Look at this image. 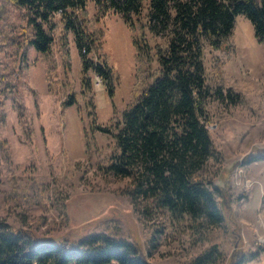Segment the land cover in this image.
<instances>
[{
    "label": "rangeland",
    "instance_id": "obj_1",
    "mask_svg": "<svg viewBox=\"0 0 264 264\" xmlns=\"http://www.w3.org/2000/svg\"><path fill=\"white\" fill-rule=\"evenodd\" d=\"M87 6L89 29L99 34L88 55L114 70L112 96L100 75L83 72L74 33H65L60 13L51 51L28 45L24 56L22 44L32 27L21 11L0 0V37H13L0 40V68L11 82L8 151L0 152V219L45 236L75 238L105 231L136 242L152 264H196L197 255L212 246L220 252L219 261L200 264H228L236 245L233 230L241 231L244 248L264 245V159L247 161L256 147L264 146V41L256 36L252 20L245 13L236 15L230 45L215 48L203 41L209 88L203 121L220 153L201 173L211 180L227 215L223 223H213L162 207L145 193L133 197L135 176L109 167L120 148L116 137L101 128L116 130L133 88L146 82L133 45L140 28L130 26L122 12L110 9L99 16L93 0ZM147 14L145 0L144 20ZM146 34L153 50L166 43L164 30L146 28ZM17 65L27 67L18 72ZM51 67L55 76L49 74ZM23 76L38 91V105L32 90L22 86ZM17 88L32 127L31 146L14 100ZM229 88L239 92L240 101L227 95ZM70 94L74 100L65 104ZM246 264H264V252Z\"/></svg>",
    "mask_w": 264,
    "mask_h": 264
},
{
    "label": "trees",
    "instance_id": "obj_2",
    "mask_svg": "<svg viewBox=\"0 0 264 264\" xmlns=\"http://www.w3.org/2000/svg\"><path fill=\"white\" fill-rule=\"evenodd\" d=\"M88 1L5 0V3L21 11L32 27V33L22 44L24 56L28 45L41 52L51 51L53 30L57 26L55 17L60 13L65 33H74L83 72L92 70L100 75L112 96L116 80L114 70L106 62L96 61L88 55L99 37L88 26ZM93 1L99 16L114 9L122 12L133 28L139 25L140 30L133 34V45L138 70L146 81L133 88L116 130L106 126L101 128L116 137L120 148L109 167L123 175L135 176L133 197L145 193L154 197L158 205L176 213L223 223L227 215L210 187L211 180L201 173L207 161L219 158L220 153L203 121L209 89L203 41L207 40L215 48L230 45L227 39L238 13H245L252 20L256 36L264 41V0H148L146 20L142 17L145 0ZM146 28L153 33L166 31V43H157L153 50ZM0 40L11 42L13 37L1 36ZM154 61L156 65H153ZM26 67L17 65L16 71L22 72ZM53 68L49 73L51 76L56 74ZM21 81L22 86L32 90L38 105V91L24 76ZM10 86L7 73L0 68V152L8 151L6 98ZM16 91V108L20 119L25 122L26 140L31 146L32 127L27 121L24 96L19 88ZM227 95L234 102L240 101L239 92L232 88L228 89ZM73 100L74 96L70 94L64 103ZM258 159H264V146L256 147L247 161ZM233 232L236 245L228 264H246L264 252V245L260 243L256 248H244L241 231ZM219 255L217 246H212L197 255L195 263H216ZM0 264L152 263L136 242L105 231H91L75 238L45 236L34 229L13 226L0 219Z\"/></svg>",
    "mask_w": 264,
    "mask_h": 264
}]
</instances>
